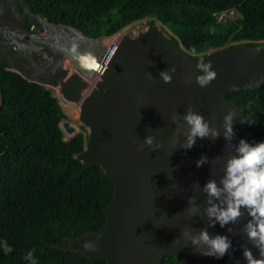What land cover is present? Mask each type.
Instances as JSON below:
<instances>
[{
	"label": "water",
	"instance_id": "water-1",
	"mask_svg": "<svg viewBox=\"0 0 264 264\" xmlns=\"http://www.w3.org/2000/svg\"><path fill=\"white\" fill-rule=\"evenodd\" d=\"M19 1L32 23L50 24ZM56 27L51 36L28 33L0 0V62L80 102L88 140L76 160L100 167L113 184L105 225L74 249L107 264H162L165 256L178 264H264V214L247 201L260 179L243 148L261 129L228 98L264 84V46L194 55L150 20L136 37L120 38L80 100L81 79L94 76L105 47ZM2 45L45 50L51 59L29 67L2 55ZM66 56L79 70L68 80L59 68Z\"/></svg>",
	"mask_w": 264,
	"mask_h": 264
},
{
	"label": "trees",
	"instance_id": "trees-1",
	"mask_svg": "<svg viewBox=\"0 0 264 264\" xmlns=\"http://www.w3.org/2000/svg\"><path fill=\"white\" fill-rule=\"evenodd\" d=\"M54 26L94 40L144 20L160 22L194 55L239 45L264 46V0H25ZM235 10L236 19L214 18ZM24 17L26 27L32 21ZM0 264H107L75 250L105 225L113 184L98 166L76 160L88 140H65L67 119L52 90L0 62ZM228 98L261 131L243 143L260 186L247 201L264 214V84ZM162 264H178L165 256Z\"/></svg>",
	"mask_w": 264,
	"mask_h": 264
},
{
	"label": "rangeland",
	"instance_id": "rangeland-1",
	"mask_svg": "<svg viewBox=\"0 0 264 264\" xmlns=\"http://www.w3.org/2000/svg\"><path fill=\"white\" fill-rule=\"evenodd\" d=\"M5 6L8 9L9 13L17 20L20 22L22 29H24L25 31H27L28 33L34 34V35H40V36H51L53 34L58 33V28L52 24H48V25H40L39 23H32V26L28 29L26 27V24L24 22V17L20 16L17 12L18 8L22 6V3L19 0H4ZM222 16V19L224 18H230V19H236L238 17V14L235 12V10H231L229 12H223L221 13V15L219 16V18ZM150 20H144L141 21L139 23H135L131 26H128L126 28H124L123 30H121L120 32L116 33L115 35H119L120 37L122 36H128L130 38L136 37L140 32L144 31L147 26H148V22ZM154 22V25L158 28H163L166 32V34H168L169 36H172V34L158 21L156 20H152ZM114 36V35H113ZM112 36L108 37L109 39H111ZM108 38H103V39H99L97 40L98 42H100L101 45L104 46L103 41L105 39ZM264 44V41L262 42ZM33 52V56H37L38 57V61L39 62H35L33 61L30 56L29 53ZM2 55H6V54H12L16 57V59L20 62V63H24L29 67H33L35 68L37 64H46L49 62V60L51 59V53L45 50H37V49H27V50H18L16 48H13L10 45H2V50H1ZM6 69L9 70H13L15 69V66L13 65H9V64H5L3 61H1ZM59 68L64 70L66 72V77L64 80H68L71 78V76L75 73V72H79L78 70V65L75 62V60H73L72 58L66 56V57H59ZM98 79V77L96 75H94L91 78L85 77L81 79L82 86L84 85L86 88H92L95 81ZM35 81L41 83V79H35ZM58 84H52V85H44L46 88L52 90L54 97L57 99L58 103L60 104L62 110L64 111V113L67 116V119L64 120L62 123H67L66 127H72L74 128V132L72 133H67L66 130L62 127V123L60 124L61 129L64 132V138L65 140H69L70 138H72L75 134L79 133V132H83L84 134L88 133V130L86 127L83 126V124L79 121V105L77 104V110L73 111L72 114H69L68 111H65L63 106L67 105V104H74L75 102L69 101L64 95L63 92L61 90V86ZM60 89V91L58 90ZM58 90V91H56ZM90 91V90H89ZM75 105V104H74Z\"/></svg>",
	"mask_w": 264,
	"mask_h": 264
},
{
	"label": "built area",
	"instance_id": "built-area-1",
	"mask_svg": "<svg viewBox=\"0 0 264 264\" xmlns=\"http://www.w3.org/2000/svg\"><path fill=\"white\" fill-rule=\"evenodd\" d=\"M223 13V12H222ZM221 15V13H215L214 14V18L218 21H220L222 19V16L219 18V16ZM120 36L119 35H112L111 37V42L108 45H104L105 47V52L104 55L99 63V69L94 73V75L96 74L99 78L100 74L102 73V71L104 70V68L108 65L110 59L112 58L113 54L115 53L118 43L120 41Z\"/></svg>",
	"mask_w": 264,
	"mask_h": 264
},
{
	"label": "bare ground",
	"instance_id": "bare-ground-1",
	"mask_svg": "<svg viewBox=\"0 0 264 264\" xmlns=\"http://www.w3.org/2000/svg\"><path fill=\"white\" fill-rule=\"evenodd\" d=\"M110 42H111V39H105L104 41H103V44L104 45H108V44H110ZM29 56H30V58L33 60V61H37V62H39L38 61V57L37 56H33V52L32 53H29ZM34 67V66H33ZM96 75V74H95ZM97 76V75H96ZM98 77V76H97ZM38 79H42V78H38ZM58 86V85H57ZM59 91H60V89H58ZM58 90H56V91H58ZM89 90H90V88H86L84 85L82 86V83H80V90H79V92H78V97H79V99L81 100V99H83L86 95H87V93L89 92ZM75 104V105H74ZM74 104H67V105H64L63 106V108H64V110L65 111H68L69 112V114H72L73 113V111H76L77 110V104L78 105H80V102H77V104H76V102L74 103Z\"/></svg>",
	"mask_w": 264,
	"mask_h": 264
}]
</instances>
